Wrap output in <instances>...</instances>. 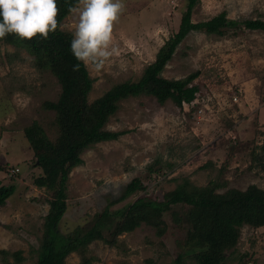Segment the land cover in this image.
Here are the masks:
<instances>
[{
	"label": "rangeland",
	"instance_id": "374dc122",
	"mask_svg": "<svg viewBox=\"0 0 264 264\" xmlns=\"http://www.w3.org/2000/svg\"><path fill=\"white\" fill-rule=\"evenodd\" d=\"M121 2L124 10L113 32L119 55L99 73L88 68L94 80L89 103L117 84L140 79L160 48L178 32L185 5V0ZM223 11L236 21H264V0H200L192 22L211 20ZM75 23L70 14L61 29L74 35ZM195 72H199L193 83L199 88L197 100L186 104L183 111L171 100L160 105L147 96L120 104L106 128L127 134L82 154L84 164L75 168L69 179L68 209L59 224L63 234L120 198L135 178L143 179L149 188L110 211L141 197L160 201L187 179L199 188L226 180L228 188L246 190L256 185L264 190V32L244 27L224 37L192 32L177 48L163 77L178 80ZM239 90L243 94L236 102ZM60 93L58 80L49 72L37 70L25 49L0 44V183L16 186L0 208V250L22 251L21 264H36L52 196L47 189L34 185L43 171L35 164V152L23 130L39 122L55 140L54 112H46L43 105L57 101ZM237 138L244 145L231 154L225 147ZM150 166L162 167V173L150 179ZM224 166L227 169L221 171ZM176 207L180 210V205ZM165 220L169 229L163 238L143 225L119 236L117 248L102 241L93 243L90 247L99 257L94 264H174L180 252L177 241L183 234L171 215ZM238 248L226 254L224 264H264V227H244ZM1 259L0 264H4ZM66 264H80V257L72 254Z\"/></svg>",
	"mask_w": 264,
	"mask_h": 264
},
{
	"label": "trees",
	"instance_id": "16d2710c",
	"mask_svg": "<svg viewBox=\"0 0 264 264\" xmlns=\"http://www.w3.org/2000/svg\"><path fill=\"white\" fill-rule=\"evenodd\" d=\"M57 2L60 10L58 20L62 25L71 14L68 12L69 7L77 5V0ZM199 2L185 0L178 32L160 48L156 60L145 68L137 82L117 84L92 103H89V94L94 80L88 68L77 61L71 52L73 33L58 27L55 33L49 34L47 40L40 36L32 41L21 40L13 34L0 40V44L25 49L33 57V66L52 74L61 86L58 100L47 101L43 105L46 112H54L53 126L57 128V138L52 140L39 122L23 130L30 148L35 152V164L43 171L34 180V185L52 194L48 201L50 209L45 219L36 264H66L72 254L80 257V264H94L99 261V257L90 247L93 243L102 241L117 248L119 236L132 233L143 225L155 229L157 237L163 238L169 229L165 220L168 214L172 216L180 235L183 234L177 241L180 252L174 264H224L227 253L238 251L244 227H264V190L256 185L246 190L228 188L229 182L226 180L211 181L199 188L187 179L175 190L164 194L160 201L141 197L122 209L110 211L112 206L149 188L143 179L135 178L127 184L120 198L112 201L91 220L78 225L68 234H63L59 229L60 221L68 209L70 175L75 168L84 164L82 154L99 143L118 141L127 134L126 131L116 132L106 128L123 101L147 96L155 98L160 105L171 100L183 111L186 104L191 105L197 100L199 88L193 83L199 77V72L178 80L163 77L177 48L189 34L200 32L224 37L231 30L242 27L264 32V21L232 20L226 11L211 20L193 23L192 13ZM78 63L79 70L73 71V66ZM243 145L237 138L225 148L233 154ZM226 169L224 166L221 171ZM162 170V167L154 169L150 166V179L154 174L162 173ZM222 189L226 191L218 193ZM15 191L16 186L4 187L0 183V208L7 204ZM179 205L180 210H177L176 206ZM0 256L4 264H21L24 261L22 251L11 253L0 250ZM11 258L14 262H11ZM244 258L242 255L241 259ZM148 262L152 263L151 260Z\"/></svg>",
	"mask_w": 264,
	"mask_h": 264
},
{
	"label": "clouds",
	"instance_id": "9594fccd",
	"mask_svg": "<svg viewBox=\"0 0 264 264\" xmlns=\"http://www.w3.org/2000/svg\"><path fill=\"white\" fill-rule=\"evenodd\" d=\"M124 10L121 0H77L68 12L76 19L70 48L86 68L101 72L110 59L119 55L114 44V25ZM57 0H0V40L13 34L32 41L49 38L62 27ZM80 64L73 66L78 71Z\"/></svg>",
	"mask_w": 264,
	"mask_h": 264
},
{
	"label": "built area",
	"instance_id": "2783aa9c",
	"mask_svg": "<svg viewBox=\"0 0 264 264\" xmlns=\"http://www.w3.org/2000/svg\"><path fill=\"white\" fill-rule=\"evenodd\" d=\"M236 93H237V95L234 97V99H235V101L237 102V101H238L237 99H239L238 95H240V94L242 93V90H239V91H237ZM242 94H243V93H242ZM237 104H238V103H237ZM17 172H18V170H17ZM12 173H16V172L12 171Z\"/></svg>",
	"mask_w": 264,
	"mask_h": 264
}]
</instances>
